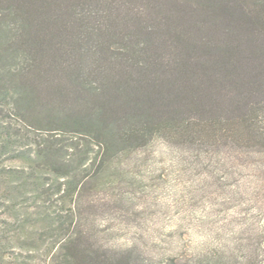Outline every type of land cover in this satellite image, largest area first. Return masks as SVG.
<instances>
[{
	"label": "trees",
	"instance_id": "obj_1",
	"mask_svg": "<svg viewBox=\"0 0 264 264\" xmlns=\"http://www.w3.org/2000/svg\"><path fill=\"white\" fill-rule=\"evenodd\" d=\"M167 165L215 244L130 223ZM37 260L264 264V0H0V264Z\"/></svg>",
	"mask_w": 264,
	"mask_h": 264
},
{
	"label": "rangeland",
	"instance_id": "obj_2",
	"mask_svg": "<svg viewBox=\"0 0 264 264\" xmlns=\"http://www.w3.org/2000/svg\"><path fill=\"white\" fill-rule=\"evenodd\" d=\"M159 163L155 161L154 165L161 167ZM183 171L182 173H184ZM162 176V180L156 181L154 191L144 192L139 197L141 203H138V209L141 210L142 206L148 205V214L142 216L137 221L132 219L130 223H148L150 226L148 237H151L150 240L148 238V241L151 242L152 240V242L154 241L153 243L156 242L167 254L179 253L182 250L187 252L197 251L211 244H215L214 238L212 237L213 229L202 226L199 221L200 217L206 214L204 209L201 210V206L194 207L192 204H188V206L184 205L187 207L180 208L178 201L181 202V200H176L174 197L175 192L172 184H175L177 191L182 194L187 192V182L190 179H186V175H181L183 178H180L178 173H174L173 175V171L169 170L168 165L165 166V171H163ZM170 178L173 179V182ZM103 197L97 191L91 194L90 202L92 204H90V211L96 215L97 222L101 224L102 231H105L112 223L118 224L119 214H116V209L109 210L111 207L104 204L106 200ZM184 198H187L185 199L187 202L190 197L187 194ZM109 214H116V216H112V218H115L114 221H110ZM214 228L216 229V227ZM178 229L183 231V233H180ZM132 232L119 231L114 234L113 240L119 243H127L131 239L130 237H133ZM36 264L45 263L37 260Z\"/></svg>",
	"mask_w": 264,
	"mask_h": 264
}]
</instances>
